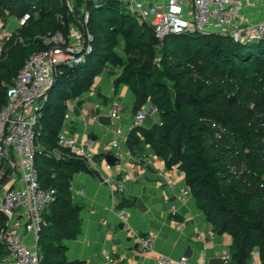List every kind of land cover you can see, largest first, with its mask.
<instances>
[{
  "label": "trees",
  "instance_id": "trees-1",
  "mask_svg": "<svg viewBox=\"0 0 264 264\" xmlns=\"http://www.w3.org/2000/svg\"><path fill=\"white\" fill-rule=\"evenodd\" d=\"M42 2L48 4L49 0H0V11L14 10L18 18H22L32 3ZM79 2L84 7L83 0ZM118 6L117 3H106L102 8L95 9L88 4L86 8L90 17L93 14L101 17L104 12L123 17ZM34 9H38V6L35 5ZM77 15L75 11L71 12L62 6L53 11L46 10L39 14L40 19L36 22H33L34 16L31 15L30 28L21 35L11 36L0 60V110L7 100L6 88L15 82L27 58L44 48L42 37L56 31L68 36L71 29L79 24ZM208 36L192 33L170 36L164 41L184 37L202 40ZM226 43L230 45L226 52L222 49L198 51L196 57H188L190 50L184 58L174 57L175 53L171 52L170 57L177 59V63H171L164 76L174 83L173 91L166 83L147 81V74L139 70L142 68L140 63H136L139 68L129 72L128 77L137 78L136 83L131 85L137 97L135 111L147 104L151 97L163 123H155L149 129L142 130L144 141L169 166L178 165L185 173L197 206L213 225L214 232L232 237V264H246L255 247L260 249L264 264V194L249 191L240 182L231 179L226 168V157L215 148L212 127L214 121L228 129L240 142L241 159L253 169L264 172V40L240 43L230 38ZM31 46L33 50L29 51ZM252 63L257 65L253 72L249 67ZM221 66L223 69H220ZM224 66L229 69H224ZM87 67L89 65L84 63L74 70H85ZM240 67L246 71L238 73ZM51 95L52 92L38 127L39 144L51 143L50 139L59 132L65 113L63 103L57 106L50 103ZM246 148L251 150L249 154H243ZM52 161L60 172L51 173L48 169H42L39 171L40 180L45 178L46 184H50L45 186H51L56 191L55 203L64 205L63 220L69 224L68 230L73 232L75 212L81 206L68 199L71 174L64 171L62 166L69 164L82 169L85 162L73 157ZM45 226L46 223L40 244ZM42 255L45 264V255Z\"/></svg>",
  "mask_w": 264,
  "mask_h": 264
},
{
  "label": "crops",
  "instance_id": "crops-1",
  "mask_svg": "<svg viewBox=\"0 0 264 264\" xmlns=\"http://www.w3.org/2000/svg\"><path fill=\"white\" fill-rule=\"evenodd\" d=\"M261 7L264 8V0H249L244 10L245 17L250 21L263 17L264 12L258 10ZM3 25L15 28L12 20L0 22V30ZM118 76L100 69L86 88L76 84L74 93L62 101L65 113L58 135L65 133L78 145L90 148L96 153V159L85 163L82 169L69 164L62 166L71 174L68 199L81 209L75 212L73 232L68 230L69 224L63 220L64 205L61 202L48 209L39 246V252L45 255V264H59L60 260L63 264H109L105 259L106 252L112 255L115 264H158V253L180 258L184 257L188 247L192 249V256L188 258L191 263L210 264L211 259L231 253L232 237L214 232L213 225L199 210L191 189L182 200L177 198L179 190L188 187L185 173L178 165L169 166L144 141L142 130L149 129L159 116L149 113L148 120L153 121L151 125L147 120L142 126L130 130L137 97L129 82L118 81ZM150 106V103L145 104L146 108ZM113 107H118L121 112L119 120L110 118ZM106 117L110 118L109 122ZM120 128L123 130L121 148L118 151L110 149L108 143L114 138L115 130ZM58 135L55 142L60 149ZM103 152L115 156L128 153L131 160L127 156L119 165L107 170V162L97 158ZM50 158L57 161L49 156L44 161H37L39 171H59ZM19 178L20 173L13 170L10 162L0 159V206L5 193L18 184ZM45 180H40L41 185L50 188L45 186L50 185ZM120 184L123 192L118 190ZM139 198L147 207L145 212L136 208ZM172 202L177 205V216L170 215ZM158 204L160 209L156 208ZM122 210L127 211L125 221L120 218ZM121 224H124L123 229ZM5 225L6 220L0 213V264H16L2 237ZM133 231L144 236L155 235L154 251L141 252ZM212 232L215 233L213 237L210 236ZM198 235L204 241L197 240ZM115 240L119 242L114 243Z\"/></svg>",
  "mask_w": 264,
  "mask_h": 264
},
{
  "label": "built area",
  "instance_id": "built-area-1",
  "mask_svg": "<svg viewBox=\"0 0 264 264\" xmlns=\"http://www.w3.org/2000/svg\"><path fill=\"white\" fill-rule=\"evenodd\" d=\"M248 2L249 0H83L82 14L84 23H87L88 4L100 9L106 3H117L124 5L137 21L150 27L160 41L170 36L192 33L227 35L240 43L264 40V16L256 21L246 18L244 10ZM68 7L71 12L74 11L69 1ZM29 17L27 14L24 15L17 21L18 25H24ZM0 22L3 23L1 15ZM79 25L84 28L82 23ZM13 33L14 28L2 26L0 60L3 58L6 42ZM93 39L88 30H84L80 36L75 35L73 28L68 36L61 31L43 36L44 48L27 58L15 82L6 88L7 100L0 110V159H7L13 170L20 173V178L18 184L3 196L0 213L6 220L2 237L11 259L16 264H43L44 256L39 252L41 234L46 223V213L57 199L54 189H46L41 185L38 156L45 153L57 161L73 157L85 163H91L96 159V153L90 148L78 145L65 133L58 135L57 143L61 151L54 153L43 149L38 139V127L44 115V106L49 100L51 85L55 83L56 77L61 75L63 69H75L86 62L93 50ZM151 108L152 105L149 108L144 105L134 112L130 130L142 126L148 120ZM153 113L159 116L156 107ZM109 115L113 120H119L122 116L118 107H113ZM156 123L163 124L160 118ZM212 127L215 148L226 157V168L231 179L240 182L249 191L264 194V172L253 169L248 162L241 159L240 142L228 129L214 121ZM122 136L123 130L116 129L108 147L120 150ZM62 150L67 153H62ZM250 152L251 150L246 148L243 154ZM117 157L120 160L125 157L131 160L128 153ZM105 167L107 170L113 168L107 163ZM189 189V186L181 188L177 198L182 200L189 193ZM118 190L124 191L121 184ZM169 212L171 216L178 215V208L174 202L170 205ZM126 215L127 211L122 210L120 213L122 221H125ZM214 234L212 232L210 236L213 237ZM133 237L141 252L154 251L155 235L144 236L133 231ZM196 238L204 241L201 235ZM221 258L223 264H232L230 252L224 253ZM105 259L109 264H115L114 258L108 252L105 253ZM157 263L201 264L191 263L185 257L173 258L162 253L157 254ZM249 264H263L258 247L252 250Z\"/></svg>",
  "mask_w": 264,
  "mask_h": 264
},
{
  "label": "rangeland",
  "instance_id": "rangeland-1",
  "mask_svg": "<svg viewBox=\"0 0 264 264\" xmlns=\"http://www.w3.org/2000/svg\"><path fill=\"white\" fill-rule=\"evenodd\" d=\"M68 1L72 9L78 14L79 22L84 26V28H82V26L79 25L80 23L75 25L73 27L75 35L81 36L84 30H88L94 38L92 42L93 50L88 56V61L85 63V65H89L85 70L75 71L76 69H66V71H62L60 77H56L54 89L50 91L52 92L50 103H53L55 106L63 103L62 101L64 99L74 93L76 84H79L82 89L86 88L94 74L93 70L95 73L100 69L106 70L109 73L119 75L118 80L120 81H128L130 85L135 84L137 78H129L128 74L139 68V66H136V63L141 64L142 68L139 70L142 72L144 71V73L147 74V81L155 82L157 84L166 83L170 86L171 91H173L172 87L174 83L164 76V74L170 69L171 63H177V59L173 60L171 58V52L175 53L174 57L181 56L184 58V56H188L187 52L190 50L191 54L188 57H196L195 54L198 51L206 52L211 49H222L226 52L230 47V45L226 43L230 37L222 34H211L209 35L210 37L208 36V38L202 40H192L184 37L179 39L172 38L168 41H160L156 38L150 27L137 21V19L128 13L127 8L122 4H119L118 10L124 14L123 17L116 14L115 16L109 12H104L101 17L95 14L90 17L89 13L87 23H84V16L82 14L83 5L80 4L79 0H49L48 4L44 2L40 4L32 3V6L28 7L27 15H33V22H36L40 19L39 14L46 10L53 11L61 6L70 10L68 7ZM35 5L38 6V9H34ZM258 10L264 12V8L262 7ZM0 13L3 17V23L11 22V20L13 21V24L15 25L14 36L21 35L25 29L30 28V19H28V22L24 25H18L17 21L21 18H18L19 16L16 11H0ZM117 49H120V51ZM31 50H33L32 46L29 51ZM163 52H165V56L163 55ZM237 63L241 62L238 61ZM237 65L241 66V64ZM249 67L251 72L254 70L256 71L257 69V65L253 63L250 64ZM220 69H223V67L221 66ZM224 69L228 70L229 68L224 66ZM72 70H74V72H71ZM245 71V68L240 67L238 73L241 74ZM147 103L154 106L151 97H149ZM152 122L153 121L149 119L148 125H151ZM57 134L51 137V143L49 145L40 143V146L44 147L49 153L61 151L55 142ZM62 153L67 152L62 150ZM45 159L46 156H44V153L38 156V162L42 160L44 161ZM59 264H63V261L60 260Z\"/></svg>",
  "mask_w": 264,
  "mask_h": 264
},
{
  "label": "water",
  "instance_id": "water-1",
  "mask_svg": "<svg viewBox=\"0 0 264 264\" xmlns=\"http://www.w3.org/2000/svg\"><path fill=\"white\" fill-rule=\"evenodd\" d=\"M55 83H53L51 85V88L50 90L53 89ZM155 106H152L151 110H150V114H152L153 110H154ZM105 120L107 122L110 121V118L109 117H106ZM97 158L99 160H105L107 162V164L111 165V166H117L120 164L121 160L115 156L114 154L112 153H106V152H103V153H100L97 155ZM136 208L140 209L141 211L145 212L147 210V207L146 205L144 204L143 200L141 198L137 199L136 200ZM156 208L157 209H160L161 208V205H156ZM187 218L189 217V215L186 216ZM120 228L123 229L124 228V224H121L120 225ZM119 241L118 240H115L114 243H118ZM192 256V249L190 247H188L184 253V257L185 258H190ZM210 264H223V259L221 257H218V258H213L209 261Z\"/></svg>",
  "mask_w": 264,
  "mask_h": 264
}]
</instances>
